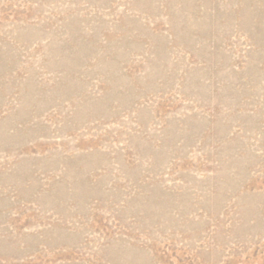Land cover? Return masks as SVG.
I'll use <instances>...</instances> for the list:
<instances>
[{"label": "rangeland", "instance_id": "obj_1", "mask_svg": "<svg viewBox=\"0 0 264 264\" xmlns=\"http://www.w3.org/2000/svg\"><path fill=\"white\" fill-rule=\"evenodd\" d=\"M0 264H264V0H0Z\"/></svg>", "mask_w": 264, "mask_h": 264}]
</instances>
